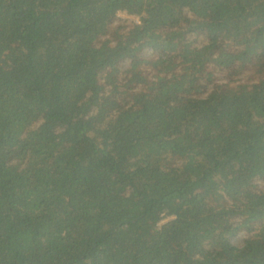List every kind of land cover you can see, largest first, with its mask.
<instances>
[{
	"label": "trees",
	"instance_id": "obj_1",
	"mask_svg": "<svg viewBox=\"0 0 264 264\" xmlns=\"http://www.w3.org/2000/svg\"><path fill=\"white\" fill-rule=\"evenodd\" d=\"M0 264H264V0H0Z\"/></svg>",
	"mask_w": 264,
	"mask_h": 264
},
{
	"label": "rangeland",
	"instance_id": "obj_2",
	"mask_svg": "<svg viewBox=\"0 0 264 264\" xmlns=\"http://www.w3.org/2000/svg\"><path fill=\"white\" fill-rule=\"evenodd\" d=\"M131 21H134V18L119 16L113 26L116 27V26H119L121 24H126ZM241 77L243 78V81H247V79H245V75H241Z\"/></svg>",
	"mask_w": 264,
	"mask_h": 264
},
{
	"label": "built area",
	"instance_id": "obj_3",
	"mask_svg": "<svg viewBox=\"0 0 264 264\" xmlns=\"http://www.w3.org/2000/svg\"><path fill=\"white\" fill-rule=\"evenodd\" d=\"M118 16H123V17H131V18H134L136 20L139 19V16L134 14V13H130L128 11H121Z\"/></svg>",
	"mask_w": 264,
	"mask_h": 264
}]
</instances>
